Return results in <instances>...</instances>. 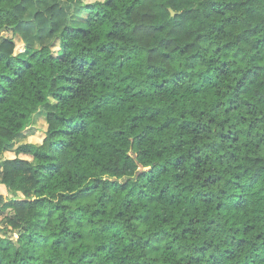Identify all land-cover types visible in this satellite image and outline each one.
Returning a JSON list of instances; mask_svg holds the SVG:
<instances>
[{
  "label": "clouds",
  "instance_id": "1",
  "mask_svg": "<svg viewBox=\"0 0 264 264\" xmlns=\"http://www.w3.org/2000/svg\"><path fill=\"white\" fill-rule=\"evenodd\" d=\"M84 2L86 0H0V29L6 27L12 29V31H0V37L13 40L21 37L14 50L0 47V52L4 53V59L0 60V75H11V72L4 68V63L9 57L19 56L27 59L32 52H36V60L32 61L35 64L37 60H47V56L53 53L59 55L60 45L65 39L60 33L66 24L72 23L77 15L83 14L73 9L80 8ZM104 2L105 0H98L97 9L102 16L105 12L108 14L104 27L97 26L93 38L73 45L74 54H79L80 49H84L92 59L97 60L95 71L84 78V82L73 95L64 96L61 89L53 84L57 75L56 69L59 68L63 72V66H54L49 73L47 65H44V71L33 70L12 85L0 78V183L4 180L6 160H28L31 162L28 167L35 171L34 165L40 163L36 153H48L56 162L70 167L69 174L73 175V179L68 182L66 189L68 192H71L73 185L83 182L100 183L96 180L98 175L103 176L108 183L113 180L133 178V183L139 184L134 180L135 171H144L146 165L150 167L153 163L157 168L161 164L167 166L174 162L177 155L183 154L185 165L171 169L164 181L171 186L165 194L169 199L173 196L179 199L180 195H183L185 200L191 199L197 191H201V177L206 174L221 178L220 183L214 188H209L210 192H215L214 201L227 203L239 196L253 197L254 193L264 192V177L260 175L264 173V168L256 172L255 166L247 163L248 157L264 156V149L251 147L260 139L255 133L252 136L242 137L241 143L231 148L226 141H219L211 150L204 147L205 144L218 140V134L224 130L225 124L235 133L237 127H245L240 124L242 117L251 114L248 123L264 117V84L255 91L249 86L248 94L243 97L239 94L232 95L233 89L226 85L233 84L235 80L232 76L226 78V83L224 78L216 80L212 63L218 65L221 59H231L237 69V75H242L243 71L249 68L255 71L253 67L255 64L264 65V48L257 45L258 40L264 44V0H149L148 9L143 7L144 0H118L111 9L103 8ZM53 4L56 5L55 8L52 7ZM208 4H212L213 8L221 13L226 8L232 10L229 13L232 19L227 32L219 31L217 28L219 24L225 23L226 18L214 16L212 9L207 7ZM126 8L129 9L128 15L124 14ZM166 9L182 13L185 9L192 10L190 13H185L187 19L178 30L180 36L175 43L182 47L183 39L187 37L192 43V50L199 54L196 61H190L188 57L179 55V48L173 51L172 48L157 47V51L150 54L148 49L155 45L150 39H143L138 35L140 32L150 33L151 29L147 24L157 17L167 20ZM145 12H148V15H145ZM34 15L35 19H33ZM69 17H72L71 21ZM18 25L21 27L17 28ZM113 25L117 26L113 27ZM137 25L144 27L138 28ZM109 29L114 32L115 39L108 54L101 55L93 47L92 40L98 39ZM53 41H56V47H52ZM228 41H230L229 46L224 48V44ZM26 45H29L30 49L26 48ZM88 48H92V51L88 52ZM217 48L221 49L219 53H216ZM41 49L44 51L42 52ZM163 51L171 54V63H159L158 58ZM156 63H159L160 68L168 70L156 71L152 67ZM186 63L199 65L198 68L185 69L194 74L203 72L206 68L212 69L209 75L213 76L216 83L213 92H206L207 85L202 87V78H199L198 82H194L191 77L185 80L169 78L177 66L183 68ZM121 64L127 65V80L122 79L125 73L121 72ZM69 71L73 70L70 68ZM165 78H169L168 83L164 84L163 88H157ZM261 79L264 80V68L261 69ZM196 89H200V94L189 96V93ZM134 92L147 97L150 103L155 101L147 114L142 113L141 108L127 106ZM209 96L213 99L210 100ZM229 99L231 108L235 111L225 112V109L229 108ZM244 100H249L256 107H245ZM217 104L219 107L216 106ZM155 109L160 111L155 112ZM112 113H121L122 119L113 122L109 118ZM133 114L138 117L135 122L132 121ZM210 120L212 124H209ZM165 121L171 127L165 125ZM186 122H192L189 124L187 136L181 130V125ZM134 124L136 127H133ZM149 125L153 127L149 129ZM161 125L164 127L162 128ZM59 128L65 129L63 139L65 146L71 147V153H56L49 148V144L59 134L57 131ZM192 129L196 131L193 132ZM256 130L264 132V119L259 120V128ZM141 134L143 140L138 141L136 137ZM244 144H248L249 147L241 151ZM28 145L32 147H26ZM197 148L201 149L199 153L195 151ZM221 149L226 155H221ZM233 152L236 153L235 159L231 158ZM76 153L78 155H75ZM125 155L128 157L126 162ZM197 155L202 160L210 158V165L206 168L193 166L192 160ZM82 159L88 163L87 168L80 167ZM32 171L26 170L23 173L25 179L17 183L10 180L9 183L12 184L10 191L17 188L21 192L27 190L30 199H38L39 197L31 196L33 185L27 181L28 177H32ZM176 173H180L186 179L173 181L172 176ZM12 179L14 180L15 177L13 176ZM257 181L258 184L253 188V184ZM176 183H180L181 187H175ZM184 183L192 185L186 195L182 192ZM149 188L154 192L159 191L158 186H149ZM221 190L224 195H221ZM232 193H236V196H232ZM49 199L52 203L45 207L22 214L23 219L19 220L18 227L22 228L27 223L32 230L31 224L37 219L35 214L46 213L56 203L51 196ZM254 203L264 209V197L256 195ZM7 215H16V213L8 209ZM67 215L68 212L65 211L63 216ZM6 216H0V229L11 228L8 235L12 238L18 228H12L7 224ZM167 216V212L164 211V223L154 230L159 233L162 241L180 248L181 252H191V247L206 241L219 257L218 264H224L225 257L220 249L225 246L233 248V255H236L239 264H264V241H255V237H252L254 251L240 253L232 234L222 223V217H209L205 210L198 235L192 241L186 242L183 237L175 239L171 235L165 236V232L179 236L177 224H168ZM39 219L47 222L44 216H40ZM209 219H215L218 223L209 225ZM261 223L264 224V220ZM117 229L119 235L114 243L111 233L106 235L100 233L98 229H93L89 235L98 242L113 244V247L122 250L126 249L129 240L136 241L138 242L136 247L144 255L141 256L134 250L129 254L126 264H152L148 259V249L143 247L141 239L147 233L141 230L139 222H134L125 216L117 221L112 231ZM260 231L264 232V227H261ZM0 238H3L2 232ZM65 243L73 242L66 238ZM175 247L173 256L169 257L165 264H176ZM16 248L27 264H31L27 260L29 253L41 255L35 249L26 251L20 248L19 242ZM67 252L68 249L65 248V253ZM123 254V251L110 253V259L109 256H89L80 261V264H118ZM72 257L79 259V249L76 247L71 249V256L68 258ZM50 258L53 259V264H60L64 256L58 259ZM16 264H21L19 256L16 258ZM184 264H187V261Z\"/></svg>",
  "mask_w": 264,
  "mask_h": 264
},
{
  "label": "trees",
  "instance_id": "2",
  "mask_svg": "<svg viewBox=\"0 0 264 264\" xmlns=\"http://www.w3.org/2000/svg\"><path fill=\"white\" fill-rule=\"evenodd\" d=\"M118 0H105L103 8L111 9L117 4ZM56 7L55 4L52 5ZM99 7L98 0L92 2L82 3L80 8L73 9L75 12H82V15H77L74 21L64 26V30L60 33L65 37L60 45V54L55 53L48 55L47 60H37L36 63L32 61L36 60L37 53L32 52L31 55L24 59L22 57H9L4 63V68L11 72V75H0L7 84L12 85L16 81L26 77L29 72L33 70L44 71V65H47V71L50 73L54 66H63V72L56 69L57 75L53 80V84L58 86L64 96H71L74 92L80 88L84 82V78L89 76L92 71H95L97 67V60L92 59L84 49H80L79 54H74L73 45L80 41H87L93 38L94 30L97 26L104 27V22L107 21L108 14L102 16L100 11H97ZM143 7L149 8V0H144ZM207 7L212 9L214 16L225 17V23L217 26L219 31L227 32L229 28V22L232 17L231 9H225L223 13L213 8L212 4H208ZM170 9H166L167 20L162 17H157L153 21L147 24V27L151 29V32H140L138 35L143 39H150L152 44L155 45L148 49V52L155 53L157 47L161 49L172 48L173 51L179 48V55L186 56L190 61H196L198 53L192 50V43L187 37L183 39V46L175 43V40L179 38L181 24L187 19L185 13H190L192 10L185 9L184 13L175 11L176 15L172 16ZM129 9L124 10V14L128 15ZM148 15V12H145ZM35 19V15L33 16ZM72 20V17H69ZM117 25H113L116 27ZM21 26L18 25L17 28ZM138 28L144 27L143 25H137ZM12 31V29H0V31ZM136 31V29H133ZM115 39L114 32L109 29L104 32L98 39L92 40V45L101 55H107L108 51L112 47V41ZM199 39V37H197ZM21 41V37H16V40L3 37L0 40V47L14 50L16 43ZM230 41L224 44V48L229 46ZM175 45V47H173ZM257 45L264 48V44L257 41ZM256 45H254L255 47ZM30 49L29 45L25 46ZM52 47H56V41L52 42ZM87 47V46H86ZM43 52L44 49H41ZM92 48H88V52H91ZM221 51L220 48L216 49V53ZM4 59V53L0 52V60ZM159 63L172 62L171 54L168 51L161 52ZM53 62V63H49ZM159 63L153 64L152 67L156 71L164 72L167 68H160ZM213 67L215 73L213 74L216 80L232 76L235 82L227 87L233 89L232 95L239 94L241 97L248 94L249 86L253 91L260 88L261 84H264V80L261 79V69L264 65L255 64L252 68L243 71L242 75H237V69L234 66V62L231 59H221L217 65L215 62ZM199 65L194 63H186L183 68L177 66L172 72L171 77H175L176 80H185L191 77L194 82H198L199 78L203 79V85H207L206 92H213L216 87V83L213 80V76L209 75L212 69H205L203 72L193 73L192 71H185V69L198 68ZM73 71L70 72L69 69ZM121 72L125 73L122 79L127 80V65L121 64ZM67 73V75H65ZM251 74V75H250ZM157 85V88H163L164 84L168 83V79ZM5 91H7L5 89ZM200 94V89L194 90L189 93V96ZM175 98L173 97V100ZM209 99H213L209 96ZM164 102V101H161ZM152 103H155L153 101ZM152 103L148 98L142 96L139 92H134L131 96V100L128 102L129 108H141L142 113L147 114L152 107ZM219 107V104L216 105ZM245 107L255 108L256 105L250 103L249 100H244ZM160 109H155V112H159ZM235 111L231 108V100L229 99V108L225 109V112ZM155 114V113H153ZM203 115V113H201ZM250 116H244L240 119V124L245 125L244 128L237 127L235 133L232 128L225 124L224 130L218 134V140L205 144L204 147L213 149L217 146L219 141L228 142V147L231 148L234 145L241 143L242 137L252 136L255 133L260 139L251 147L253 149H264V132L257 131L259 128V120L264 119L260 117L256 120H251ZM113 122H119L122 119L121 113H112L109 117ZM70 119V117H68ZM151 119V116H149ZM138 120L137 115H132V121ZM194 122V121H193ZM192 122H186L181 125V130L187 136L189 124ZM213 122L210 120L209 124ZM167 125V121H165ZM171 127V125H167ZM133 127H136L134 124ZM149 129L153 125L148 126ZM163 128L164 125H161ZM204 129L201 127V131ZM58 135L49 144V148L56 153H71V147L65 146L63 136L65 134L64 128H59ZM193 132L196 129H192ZM138 141L143 140V136L138 135L136 137ZM28 148L31 145L26 146ZM248 144H244L241 151L244 148H248ZM197 153L201 151L200 148L195 149ZM36 158L40 163L34 165L35 171H32L28 165L31 163L28 160H6V172L4 175L3 184L10 191L12 184L9 183L12 180L13 183H17L22 179H25L23 173L32 171V177H28L27 181L33 185L31 189L32 197H39L38 199H30L27 195V190L21 192L19 188L14 191L15 196L9 201H4L0 194V215L6 216V210H13L16 215H7L6 222L11 225L12 228H18L15 232L17 234V240L9 238L8 233L11 228L5 229V235L0 238V264H16V258L20 257L21 264H27L23 255L16 248L17 242L20 244V248L28 251L29 249H35L40 252L41 255L28 254L27 260L31 264H53V259L50 257L59 258L64 256V259L60 260V264H80V261L85 257H97V256H109L110 253H119L121 251L124 254L119 259L118 264H126L129 260V254L132 251H138L141 256L144 255L136 245L138 242L129 240L127 242L126 249L113 247V244L98 242L96 239L90 237L89 233L93 229H98L100 233L109 234L113 238V243L119 235V229L112 231L113 227L119 219L127 216L128 219L134 222H139L142 231L147 234L141 237L143 240V247L148 249L147 255L149 261L152 264H165V261L173 256L174 245L167 241H162L159 238V233L154 229L161 223H164L163 212L166 211L168 224L176 223L179 229V236L175 233L165 232V236H172L175 239L183 237L186 242L192 241L199 232L201 227V221L204 218V211H207L209 217L216 216L222 217V223L226 226L227 230L232 234V238L235 241L236 248L240 253L253 252L252 247L253 240L264 241V232L260 231L264 224L261 223L264 220V209L260 208L254 203L256 195L264 197V192L254 193L253 197L239 196L234 200L228 201H214L215 192H210L209 188H214L220 183L221 178L213 175H205L201 177L200 189L196 195L189 200H185L183 195L173 196L169 199L165 194L170 190V184L164 183L167 179L168 173L171 169L181 168L185 165V159L183 154H179L175 157L174 162L165 166L161 164L159 168L153 163L150 167L145 166L144 171H135L134 180L139 184L133 183V178L113 180L108 183L103 176H96V180L100 183L83 182L78 185H73L71 192H68V182L72 181L73 175H70V167L64 163H58L54 157L48 153H36ZM75 155H78L76 153ZM221 155H226L221 149ZM232 159L236 158V153H232ZM191 160V154H189ZM128 157L125 155L124 161L126 162ZM167 163V162H166ZM247 163L254 165L256 172H259L261 168H264V156L256 155L248 157ZM192 164L195 167L206 168L210 165V158L201 159L199 155L192 160ZM89 165L83 159L80 161L81 168H87ZM127 175V173H125ZM255 175V173H253ZM261 177H264V173H260ZM13 176L15 179L13 180ZM39 179H33L34 177ZM251 178V177H250ZM186 177L180 173H176L172 176L173 181H184ZM253 184V188L256 187ZM149 186H158L159 191L154 192ZM175 187H181L180 183H176ZM192 188L191 184L184 183L182 192L186 195L187 190ZM221 195H224L221 190ZM51 196L56 203L53 208L49 209L46 213H36L37 219L31 224V229L26 223L24 227L19 228V220L23 219V215L26 212L32 211L36 208H43L47 204L52 203L49 199ZM232 196H236V193H232ZM207 197V199L205 198ZM139 205V207H138ZM214 205V206H213ZM187 209V211H185ZM67 211L68 215L63 216V213ZM40 216H44L45 220L39 219ZM63 217V218H62ZM218 223L215 219H209L208 224ZM233 225H236L233 227ZM74 226V227H73ZM167 227V224L165 225ZM207 231V229H205ZM69 238L73 243L66 244L65 240ZM231 243V241H230ZM76 247L79 249V259L71 256V249ZM191 247V244H189ZM65 248L68 252L65 253ZM94 249V251H90ZM221 254L224 255V264H239V260L236 255H233V248L222 247L220 249ZM195 253V255H192ZM258 254V252H256ZM110 259V256H109ZM218 259L208 242L202 241L195 247H191V252H181L180 248L175 247V260L176 264H218Z\"/></svg>",
  "mask_w": 264,
  "mask_h": 264
},
{
  "label": "rangeland",
  "instance_id": "3",
  "mask_svg": "<svg viewBox=\"0 0 264 264\" xmlns=\"http://www.w3.org/2000/svg\"><path fill=\"white\" fill-rule=\"evenodd\" d=\"M92 1H95V0H86V2H92ZM3 37H0V40H2ZM0 194L2 196V199L4 201H9L10 199H12L15 194L14 192H11L8 190V188L3 184V183H0ZM2 216V215H0ZM5 229H0V232H2L3 236L5 235ZM14 240H17V234L14 233L13 237H12Z\"/></svg>",
  "mask_w": 264,
  "mask_h": 264
},
{
  "label": "water",
  "instance_id": "4",
  "mask_svg": "<svg viewBox=\"0 0 264 264\" xmlns=\"http://www.w3.org/2000/svg\"><path fill=\"white\" fill-rule=\"evenodd\" d=\"M169 12H171L172 16H175L176 15V13L174 11H172L171 9H170Z\"/></svg>",
  "mask_w": 264,
  "mask_h": 264
}]
</instances>
